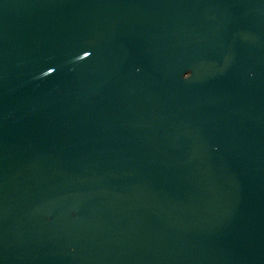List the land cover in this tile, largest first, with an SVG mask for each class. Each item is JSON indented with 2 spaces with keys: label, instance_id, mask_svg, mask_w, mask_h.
Returning <instances> with one entry per match:
<instances>
[{
  "label": "water",
  "instance_id": "1",
  "mask_svg": "<svg viewBox=\"0 0 264 264\" xmlns=\"http://www.w3.org/2000/svg\"><path fill=\"white\" fill-rule=\"evenodd\" d=\"M0 264H264V0H0Z\"/></svg>",
  "mask_w": 264,
  "mask_h": 264
}]
</instances>
